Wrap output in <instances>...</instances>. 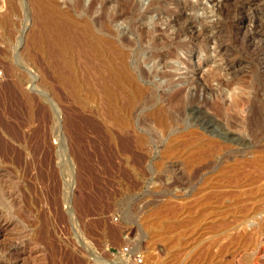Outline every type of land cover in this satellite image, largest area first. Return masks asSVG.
Returning a JSON list of instances; mask_svg holds the SVG:
<instances>
[{"label": "rangeland", "instance_id": "obj_1", "mask_svg": "<svg viewBox=\"0 0 264 264\" xmlns=\"http://www.w3.org/2000/svg\"><path fill=\"white\" fill-rule=\"evenodd\" d=\"M0 1V264H264V3L56 0L114 44L107 89Z\"/></svg>", "mask_w": 264, "mask_h": 264}, {"label": "bare ground", "instance_id": "obj_2", "mask_svg": "<svg viewBox=\"0 0 264 264\" xmlns=\"http://www.w3.org/2000/svg\"><path fill=\"white\" fill-rule=\"evenodd\" d=\"M30 1H34L37 5L36 19L39 24L38 33H40L38 42H46L51 61L58 69L62 67L61 74L59 75L62 76V84L79 85L84 83V81L92 84L95 81L108 89L112 82H120L122 84L133 83L125 66L116 63L113 58V55L116 56L117 54L114 44L91 33L89 25L84 22L83 18L74 17L68 9H63L56 0ZM253 1L255 4L264 3V0H252L251 2ZM0 3L2 2L0 1ZM4 27L5 21L0 14V35ZM100 52L102 55L104 53H108L109 55L106 58L100 59ZM95 56L99 59L96 60ZM11 72L14 73L12 68ZM13 83L20 91V97L25 104V109H29L30 97L27 92L20 89L21 79L17 78ZM100 89L105 92L104 89ZM105 110L107 114H113L111 107L107 106ZM199 119H197V122H202ZM206 126L208 127L209 125L206 124ZM96 127L98 129V126ZM18 137L20 138V135ZM141 140V137H138V141ZM6 224V222L0 221V234L5 230ZM92 256L95 258L94 260L97 264L103 263L97 255L92 254Z\"/></svg>", "mask_w": 264, "mask_h": 264}, {"label": "built area", "instance_id": "obj_3", "mask_svg": "<svg viewBox=\"0 0 264 264\" xmlns=\"http://www.w3.org/2000/svg\"><path fill=\"white\" fill-rule=\"evenodd\" d=\"M0 4H1L0 5V12H1L2 11V3H0ZM4 81H5V71H4V68L0 62V88H1ZM136 258H137L136 263H138V264L143 261L141 255H137Z\"/></svg>", "mask_w": 264, "mask_h": 264}]
</instances>
